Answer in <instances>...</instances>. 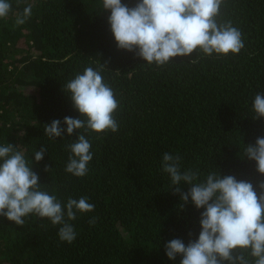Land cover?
Segmentation results:
<instances>
[{"label": "trees", "instance_id": "obj_1", "mask_svg": "<svg viewBox=\"0 0 264 264\" xmlns=\"http://www.w3.org/2000/svg\"><path fill=\"white\" fill-rule=\"evenodd\" d=\"M121 2L134 7L139 0ZM10 3L0 19V146L24 152L42 191L65 204L87 197L94 211L70 221L77 233L72 243L61 242L60 226L47 218L30 214L18 226L0 217V264H180V256L167 258L165 245L197 239L203 209L191 200L181 207L161 170L165 152L179 154L181 171L198 170L200 179L214 171L232 175L259 195L264 175L244 149L264 137V118L254 120L252 108L264 93V0L221 5L218 22L231 21L242 34L238 54L193 53L161 66L118 49L102 0ZM28 5L30 17L17 26L16 14ZM89 66L114 91L118 130L84 133L93 159L87 175L76 177L65 171L67 146L83 130L66 134L64 118L80 114L64 86ZM53 120L61 121L63 137L45 134ZM41 147L47 151L36 163Z\"/></svg>", "mask_w": 264, "mask_h": 264}, {"label": "clouds", "instance_id": "obj_2", "mask_svg": "<svg viewBox=\"0 0 264 264\" xmlns=\"http://www.w3.org/2000/svg\"><path fill=\"white\" fill-rule=\"evenodd\" d=\"M224 0H139L134 7L121 0H102L105 11H110L108 24L118 49L135 51L148 65H164L177 57H190L196 53L207 56L236 55L242 48V34L231 21L218 22ZM12 10L10 0H0V19ZM31 15V5L15 16L17 26L26 23ZM67 59V58H66ZM189 62L195 63V59ZM73 108L79 118L65 117L66 134L77 130L83 133L69 144L71 155L65 171L76 177L88 173L93 159L91 143L84 133L116 132L118 123L114 113L118 101L113 89L103 81L100 70L89 66L76 74L65 86ZM253 119L264 118V93L255 95ZM49 138H61L65 128L60 120L44 126ZM46 148L35 152V162L43 160ZM245 157L254 161L256 171L264 175V137L247 145ZM51 168L46 164L44 171ZM161 170L171 180L173 194H179L181 207L189 200L200 215V232L195 240L185 244L182 239H172L165 245L169 260L180 256V264H264V181L258 184L259 195L253 184L237 180L235 176H221L210 172L200 179L198 170L181 171L179 154L165 152ZM181 185L188 186L182 192ZM94 205L87 197L68 198L66 204L55 195L41 190L39 176L26 160L23 151L12 144L0 146V217L18 226L25 217L35 214L59 225L61 242L72 243L77 233L70 223L77 213H90ZM96 218L89 221L95 225ZM191 236V233H189Z\"/></svg>", "mask_w": 264, "mask_h": 264}]
</instances>
